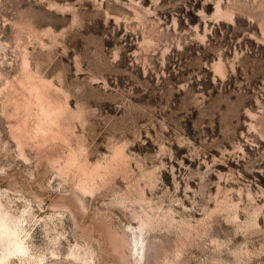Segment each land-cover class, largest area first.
<instances>
[{
    "label": "rangeland",
    "instance_id": "rangeland-1",
    "mask_svg": "<svg viewBox=\"0 0 264 264\" xmlns=\"http://www.w3.org/2000/svg\"><path fill=\"white\" fill-rule=\"evenodd\" d=\"M0 264H264V0H0Z\"/></svg>",
    "mask_w": 264,
    "mask_h": 264
}]
</instances>
